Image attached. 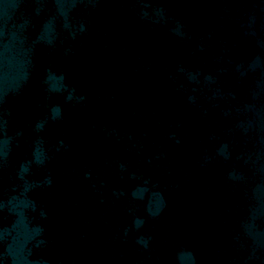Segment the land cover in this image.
Returning a JSON list of instances; mask_svg holds the SVG:
<instances>
[{
	"label": "water",
	"instance_id": "obj_1",
	"mask_svg": "<svg viewBox=\"0 0 264 264\" xmlns=\"http://www.w3.org/2000/svg\"><path fill=\"white\" fill-rule=\"evenodd\" d=\"M0 264H264V0H0Z\"/></svg>",
	"mask_w": 264,
	"mask_h": 264
}]
</instances>
